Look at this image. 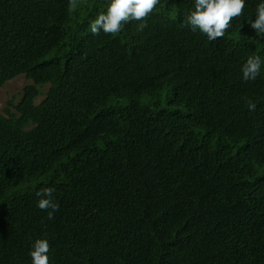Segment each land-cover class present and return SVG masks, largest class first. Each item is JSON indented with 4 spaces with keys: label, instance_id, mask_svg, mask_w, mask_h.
Instances as JSON below:
<instances>
[{
    "label": "trees",
    "instance_id": "trees-1",
    "mask_svg": "<svg viewBox=\"0 0 264 264\" xmlns=\"http://www.w3.org/2000/svg\"><path fill=\"white\" fill-rule=\"evenodd\" d=\"M262 2L209 41L194 0L116 35L90 27L110 0H0V88L32 82L0 113V264L37 239L50 264H264V63L241 71Z\"/></svg>",
    "mask_w": 264,
    "mask_h": 264
},
{
    "label": "clouds",
    "instance_id": "clouds-1",
    "mask_svg": "<svg viewBox=\"0 0 264 264\" xmlns=\"http://www.w3.org/2000/svg\"><path fill=\"white\" fill-rule=\"evenodd\" d=\"M160 0H110L105 13H101L90 25L93 35L103 31L106 35H116L121 32L124 25L129 22H138L137 31L142 32L146 27V20L153 12ZM74 7L76 0H71ZM246 7L245 0H194V10L185 18L183 26L190 27L191 31L199 30L207 36L209 41L222 38L232 26L231 21L243 14ZM252 29L259 36H264V2L256 8V20L251 23ZM264 63L261 57L250 56L243 64L241 71L245 81L255 80ZM247 107L254 111L256 105L248 101ZM55 189L44 187L36 192L39 200L37 207L47 212L49 220L54 219V214L59 211V204L54 200ZM50 244L47 239H37L30 251L32 264H50L48 253Z\"/></svg>",
    "mask_w": 264,
    "mask_h": 264
},
{
    "label": "rangeland",
    "instance_id": "rangeland-1",
    "mask_svg": "<svg viewBox=\"0 0 264 264\" xmlns=\"http://www.w3.org/2000/svg\"><path fill=\"white\" fill-rule=\"evenodd\" d=\"M28 84H32V82L27 80L25 76L21 75L0 88V113L4 111L10 100L18 103L24 88ZM48 88L49 85L45 86L42 92L45 94L48 91ZM43 99L44 96L39 97L36 100V104H39Z\"/></svg>",
    "mask_w": 264,
    "mask_h": 264
}]
</instances>
